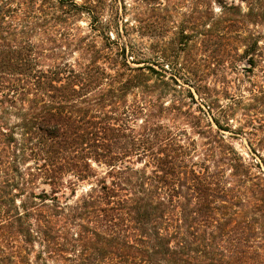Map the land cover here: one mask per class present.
Wrapping results in <instances>:
<instances>
[{"label":"trees","instance_id":"16d2710c","mask_svg":"<svg viewBox=\"0 0 264 264\" xmlns=\"http://www.w3.org/2000/svg\"><path fill=\"white\" fill-rule=\"evenodd\" d=\"M0 264H264V0H0Z\"/></svg>","mask_w":264,"mask_h":264},{"label":"rangeland","instance_id":"374dc122","mask_svg":"<svg viewBox=\"0 0 264 264\" xmlns=\"http://www.w3.org/2000/svg\"><path fill=\"white\" fill-rule=\"evenodd\" d=\"M75 1H77L78 3L81 2V0H75ZM125 2L131 3V0H125ZM121 5L123 4L120 3L119 1L118 7H119L120 13H122V19H123V22H121L120 20L119 30L121 34L125 36H129L130 39L136 43V51H138L140 49L139 42L141 41V39L138 37L137 33H135L134 31L130 29V26H132V18H131L132 12L126 11V13H123V9L121 8ZM124 21H127L126 24H128L126 28L123 25ZM80 24L84 25V22H81ZM157 41L158 40L155 39L152 42L154 47L152 46L153 51L151 52L152 57L153 59H155V63L157 64L156 68L159 69L160 65L163 63L165 65L164 68L168 70L167 77L169 76L170 73H177L172 68L173 65H169V67H167L166 66L167 64L166 62H164V59L160 57L161 51H160L159 44H157ZM143 42H145V45H147L146 40L143 39ZM188 56L191 57V60H195V61L187 62L185 65H188L186 67L193 68L194 71L198 72V76L196 75L195 77H193L192 75H190V76L184 77V79L186 80H182L179 78L178 84H181L183 87L182 92L179 94L180 97L186 96V99L189 103L191 102V100L190 98L187 97L188 94L186 90V89H190L189 85L199 86V87H202L204 84L213 85L215 78L212 75V72L210 71H206V73H208L206 76L203 77L202 75L200 77V71H203L205 67L202 65L203 63L200 60L199 51L192 50ZM179 66L180 65H177V67L176 66L175 67L179 68ZM237 76L239 77L238 81H236V74H233V73L228 74V79L231 80V85L234 87L232 90H230L232 94L231 96H233V98H230L228 100L224 99L225 101H223V104L232 103L233 106H235L236 108L235 119H237V122L234 120L231 122V124L234 125V127L242 126V132L236 133L234 138L230 137L229 136L230 134L228 132H225V134L227 135L228 140L231 141L234 144V146L244 156L248 157L247 153H248L249 144L258 143V139H259L258 133L253 134L255 131L254 127H258L257 121L253 122L255 126H252L251 123L249 122V119H245L244 117L245 115L255 117V113L253 112L254 109L251 108L253 105V102H252V95H251V90H250L254 88V84L252 83H255V78L249 75L246 76L244 73L237 74ZM219 87H220V84H217V89H219ZM191 92L193 93L194 101H195L194 103H191L192 109L194 110L196 107V102L199 101L200 96L194 92L193 88H191Z\"/></svg>","mask_w":264,"mask_h":264}]
</instances>
